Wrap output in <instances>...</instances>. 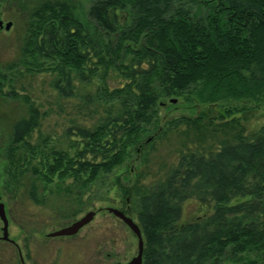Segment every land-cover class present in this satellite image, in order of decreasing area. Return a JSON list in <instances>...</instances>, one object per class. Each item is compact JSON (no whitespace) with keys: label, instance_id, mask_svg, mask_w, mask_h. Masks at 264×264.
Returning <instances> with one entry per match:
<instances>
[{"label":"trees","instance_id":"1","mask_svg":"<svg viewBox=\"0 0 264 264\" xmlns=\"http://www.w3.org/2000/svg\"><path fill=\"white\" fill-rule=\"evenodd\" d=\"M27 5L19 1L16 7L23 12ZM195 5L203 14L192 13ZM120 13L130 16L127 26L119 25ZM88 17L96 36L67 0H36L28 11L23 65L48 68L60 96L80 97L76 115L103 111L90 127L67 128L60 148L47 146V138L34 147L28 139L40 119L29 107L4 149L6 173L17 182L35 154L38 166L31 170L43 190L57 179L71 180L81 192L122 165L152 124L160 98L201 85L209 89L208 99H216L235 93L234 81L264 87V0H216L212 6L200 0H97ZM100 38L108 40L104 47ZM109 71L119 75V86H101L94 96L81 92L93 76L104 81ZM204 117L193 124L204 125ZM137 195L132 211L144 243L143 264H264V127L215 151L181 155L163 180ZM30 199L40 200L34 186ZM188 200L203 214L183 221Z\"/></svg>","mask_w":264,"mask_h":264},{"label":"rangeland","instance_id":"2","mask_svg":"<svg viewBox=\"0 0 264 264\" xmlns=\"http://www.w3.org/2000/svg\"><path fill=\"white\" fill-rule=\"evenodd\" d=\"M19 1L28 3L23 12L16 7ZM67 1L73 5L75 16L91 35H95L96 28L88 17V10L97 0ZM35 2L0 0V20L3 22L0 29V202L4 205L8 220V237L18 245L25 264H125L137 254V238L107 208H128L130 217L137 222L136 213L132 211L138 199L137 193L163 180L177 165L181 155L191 151H215L226 141L235 140L238 135L252 138L264 127V87L255 85L254 88L248 83L234 81L231 86L235 93L229 95L224 91L216 99H208L210 91L201 85L191 87L182 96L160 98L152 124L147 127L136 147L129 151L122 165L111 173L99 174L81 192L77 186H70L71 180L57 184V179L43 190L41 180L31 170V167L38 166L36 158L39 155L35 157V154L29 160L31 164L26 166L28 173L17 182V176L13 179L6 173L9 164L4 149L8 145L13 124L28 116L29 107L38 111L40 119L39 127L28 139L34 147L47 138V146L60 148L62 143H66L64 133L67 128L90 127L103 111L99 107L98 114L93 113L88 117L76 115L73 107L81 104L80 97L60 96L53 88L54 74L48 68L38 70L23 65L21 49L26 39L25 23L28 11ZM200 2L212 6L216 0ZM192 13L203 14L202 6H192ZM118 19L121 26L130 23V16L126 13H120ZM8 22L11 27L6 30ZM96 40L103 47L108 41L107 38ZM102 50L104 56L107 55V50ZM1 78L5 79L4 85ZM120 81L119 75L113 71L108 72L104 81L96 74L81 92H90L94 96L97 88L104 85L117 87ZM10 92H13L10 96L14 98L8 97ZM239 92L247 94L239 96ZM98 104L105 105L104 102ZM203 113L205 117L201 122L204 125H194L193 120ZM224 115L221 120L219 117ZM184 118L189 119L190 123H186ZM206 119L214 124L207 125L204 122ZM72 137L70 134L69 138ZM26 153L28 157L31 155L29 150ZM33 186L40 199L38 203L30 199ZM182 209L183 221L203 214L193 200L185 201ZM88 212H94V217L77 234L46 237ZM2 227L0 220V237ZM0 264H21L17 247L2 240ZM221 264L232 263L223 260Z\"/></svg>","mask_w":264,"mask_h":264},{"label":"water","instance_id":"3","mask_svg":"<svg viewBox=\"0 0 264 264\" xmlns=\"http://www.w3.org/2000/svg\"><path fill=\"white\" fill-rule=\"evenodd\" d=\"M3 27V22L0 20V28ZM11 27V23L8 22L5 25V29L8 30ZM107 211L117 218H119L136 236L137 238V254L131 258L125 264H143V239L141 230L138 224L129 216H126L121 210L117 208H107ZM94 212H88L82 218L78 219L77 221L73 222L67 227H64L58 231L50 233L49 237H56V236H73L78 233L80 229H82L85 225H87L94 217ZM0 220L3 223L2 227V237L1 239L4 241H10L8 237V220L5 214V209L3 203L0 202Z\"/></svg>","mask_w":264,"mask_h":264},{"label":"flooded vegetation","instance_id":"4","mask_svg":"<svg viewBox=\"0 0 264 264\" xmlns=\"http://www.w3.org/2000/svg\"><path fill=\"white\" fill-rule=\"evenodd\" d=\"M1 28H3V27H1ZM0 28V29H1ZM127 199V198H126ZM126 201H128V199L126 200ZM119 210H121L126 216H129L130 217V214L128 213V208L127 209H124V207H121V209H119ZM124 224V223H123ZM55 232V231H54ZM51 233H53V232H51ZM50 234V233H49ZM49 234H47L46 235V237H49L48 235ZM56 237H60V236H56ZM51 238V237H50ZM52 238H54V237H52ZM0 240H2L1 239V237H0ZM2 241H4V240H2ZM7 242H9V243H11V244H13L15 247H17V249H18V254H19V257H20V261H21V264H25L24 263V260H23V257H22V254H21V250L19 249V247H18V245L14 242V241H12L11 239H10V241H7Z\"/></svg>","mask_w":264,"mask_h":264}]
</instances>
